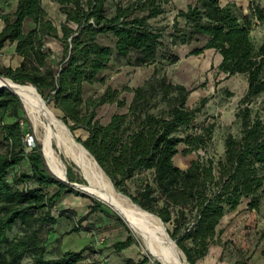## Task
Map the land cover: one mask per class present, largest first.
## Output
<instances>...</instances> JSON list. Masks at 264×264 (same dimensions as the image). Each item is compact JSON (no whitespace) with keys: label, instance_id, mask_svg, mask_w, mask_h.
<instances>
[{"label":"trees","instance_id":"1","mask_svg":"<svg viewBox=\"0 0 264 264\" xmlns=\"http://www.w3.org/2000/svg\"><path fill=\"white\" fill-rule=\"evenodd\" d=\"M51 1L64 17L59 26L42 0H0V51L13 44L21 58L16 67H2L0 75L32 84L72 131L86 132L78 140L115 188L171 224V238L189 264H197L221 242L220 225L227 214L244 201L247 210L258 211L264 200V41L257 44L252 37L256 26L264 27V6L249 0L245 13L231 1L195 0L177 9L166 25L157 26L172 0ZM168 40L171 48L194 45L192 56L214 50L222 57L219 73L246 77L247 89L235 112L239 132L224 135L219 154L216 122H197L206 99L190 108L192 89L173 83L157 68L140 86L107 87L99 96L84 97L85 85L105 82L101 74L113 60L155 65ZM50 41L59 49L53 50ZM177 61L174 57L169 64ZM124 91L133 94L128 105L121 96ZM105 104L127 109L101 123L97 111ZM20 110L18 98L0 90V264H79L86 252L102 249L86 245L78 251H49L54 228L61 218L70 217L54 209L63 196L79 192L49 173L38 146H28ZM198 151L203 154L186 168L174 163L179 152ZM11 170L16 171L12 177ZM67 176L82 182L70 167ZM93 203L66 234L86 230L83 222L103 206ZM116 219L128 232L112 245L119 254L136 240L124 221ZM122 264L158 263L145 255L123 259Z\"/></svg>","mask_w":264,"mask_h":264},{"label":"rangeland","instance_id":"2","mask_svg":"<svg viewBox=\"0 0 264 264\" xmlns=\"http://www.w3.org/2000/svg\"><path fill=\"white\" fill-rule=\"evenodd\" d=\"M43 2L49 17L56 25H59L63 20L59 6L54 2L50 3L49 0H44ZM193 2L195 0H172L166 6L168 10L167 14L158 18L155 24L157 26L166 25L177 9H183ZM223 2H226V0ZM260 2L264 6V0H260ZM234 3L241 6L245 13L248 12L249 0H234ZM252 37L257 44L264 41V27L261 25L256 26L252 31ZM101 42L110 44V40L107 38H102ZM165 42L164 48L159 54L158 63L155 65L133 66L128 60H113L109 67L101 74L105 78V82L85 85L84 97L99 96L107 87L122 90L124 86L130 88L140 86L152 76L154 69L157 68L159 73L166 74L168 79L173 83L183 84L187 88L192 89L187 101V105L190 108L197 106L203 98L206 99L202 114L198 116L197 122H216L217 130L215 132V139L217 141V153L219 154L221 152L220 143L224 135L227 133L237 134L239 132V124L235 118V112L238 101L246 90V80L241 75L226 78L225 75L219 73L217 69L219 56L212 50H207L199 56H192L190 55V51L194 45L171 48L169 40ZM49 46L53 50L59 49V44L55 41H50ZM13 50V46H6L0 51V70L5 66L16 67L19 65L20 59ZM174 57H177L178 61L174 64H169ZM226 91L233 95H228ZM121 96L126 100L128 105L131 102L133 94L124 91ZM49 106L62 120V113L54 108L52 104ZM126 109L127 107L120 109L116 104H105L98 109V118L101 123H106L111 115L118 112H125ZM20 113L23 117L22 125L26 132V143L31 147L38 146L43 156L38 137L31 127L30 122H28L29 120L25 117L26 115L22 105ZM70 132L78 142H80L78 139L83 140L86 138V132L82 129L74 131L70 129ZM181 149L182 146L179 147V150ZM2 150L3 146L0 144V151ZM202 154V151L193 152L188 155H183L179 152L174 157V163L178 167L181 166L180 168H186L191 160L196 159ZM44 162L46 165L45 159ZM66 165L67 171L70 167L73 173L81 178L72 164L66 162ZM46 168L49 171L47 165ZM15 173L16 171L11 170L10 177ZM49 173L51 174L50 171ZM74 189L79 193L63 196L59 205L54 209L56 214H58L59 210H65L70 217L61 218L54 228L53 233L48 238L49 251H53L54 249H57V253L65 250L78 251L86 245H91L96 250L102 249V252H86L85 259L79 264H120L123 259H139L145 255L150 258L151 262H155L153 257L147 253L139 239L132 232L131 234L135 238L136 244H133L119 254H114L112 245L116 241L124 240L128 232L116 219L120 216L102 202L103 206L91 214L88 220L83 222L82 227L86 230L66 234L76 224L77 220L89 211L90 205L94 204L93 200L99 201L83 190L78 188ZM129 190L132 193L135 192V185L133 183H130ZM164 225L170 234L173 228L172 225L166 223ZM221 229V246L212 248L209 256L199 264H254V261L264 258V204L259 211L253 212L246 210L244 204L241 205L237 211L225 216L221 223ZM25 264H28L27 260Z\"/></svg>","mask_w":264,"mask_h":264},{"label":"bare ground","instance_id":"3","mask_svg":"<svg viewBox=\"0 0 264 264\" xmlns=\"http://www.w3.org/2000/svg\"><path fill=\"white\" fill-rule=\"evenodd\" d=\"M0 86L19 92L18 98L25 117L38 137L46 165L53 176L61 180L65 179L66 162L73 166L76 163L79 169L74 167L83 180L82 183H77L78 188L98 200L102 198L108 200L111 204L106 205L117 214H125L134 221L138 230L135 235L147 253L150 251L155 254L163 264H189L162 220L115 188L95 158L82 143L77 141L68 126L56 115L32 84H20L0 76ZM154 261L158 263L156 258Z\"/></svg>","mask_w":264,"mask_h":264},{"label":"water","instance_id":"4","mask_svg":"<svg viewBox=\"0 0 264 264\" xmlns=\"http://www.w3.org/2000/svg\"><path fill=\"white\" fill-rule=\"evenodd\" d=\"M19 86V85H18ZM0 90H7L9 91L11 94H13L14 96H16L18 98V96L20 95L19 92H15L12 91L11 89L5 87V86H0ZM42 97V96H41ZM18 100L20 101V99L18 98ZM45 101V100H44ZM21 103V102H20ZM74 166L79 169V166L74 163ZM56 177V176H54ZM56 179H58L59 181L67 184L68 186L72 187V188H78V185L76 182H72L68 179V176H66L65 179L61 180L59 178L56 177ZM79 189V188H78ZM81 190V189H80ZM103 200V201H102ZM102 200L100 199L99 201L104 203V204H111V202H109L108 200H105L102 198ZM108 206V205H107ZM111 208V207H110ZM119 215V214H118ZM120 218L124 221V223L127 225V227L129 228V230L133 233L136 234L137 230V226L135 225L134 221H132L130 218H128L125 214L119 215ZM149 255H151L154 259L156 258L158 264H163V262H161L155 254H153L152 252L148 251Z\"/></svg>","mask_w":264,"mask_h":264},{"label":"crops","instance_id":"5","mask_svg":"<svg viewBox=\"0 0 264 264\" xmlns=\"http://www.w3.org/2000/svg\"><path fill=\"white\" fill-rule=\"evenodd\" d=\"M44 0H42V6H43V8L45 9V11H46V8L44 7V2H43ZM50 1V3H53L51 0H49ZM228 1H231V2H234V0H226V2H228ZM226 2H224V3H226ZM47 12V11H46ZM48 13V12H47ZM48 16H49V14H48ZM64 18V17H63ZM52 20V19H51ZM53 21V20H52ZM54 22V21H53ZM55 24V23H54ZM56 25V24H55ZM60 25V24H59ZM59 25H57V26H59ZM3 28V22L0 20V31H1V29ZM263 42V41H262ZM6 46H9V47H12L13 46V49H14V45L13 44H7ZM5 46V47H6ZM4 47V48H5ZM3 48V49H4ZM2 49V50H3ZM14 51V50H13ZM207 51V50H206ZM212 51H214V50H212ZM215 52V51H214ZM216 53V52H215ZM218 54V53H217ZM218 56H219V63L218 64H220L221 63V61H222V57L218 54ZM19 59H20V61H21V58L19 57ZM219 66V65H218ZM217 69H218V67H217ZM224 75V74H223ZM235 76H237V75H235ZM241 76H243V75H241ZM244 78H245V80H246V77L245 76H243ZM246 89H247V81H246ZM245 92H246V90H245ZM244 92V93H245ZM244 95V94H243ZM242 95V96H243ZM241 99V98H240ZM239 102V101H238ZM238 105V104H237ZM244 204V206H245V209L247 210V205H246V201H244V202H242L241 204H240V206L241 205H243ZM264 204V200L262 201V204H261V207H262V205ZM239 206V207H240ZM239 207H238V209H239ZM261 207H260V209H261ZM237 209V210H238ZM259 209V210H260ZM237 210H235V211H237ZM258 210V211H259ZM234 211V212H235ZM248 211H251V212H253L254 210H248ZM232 213V212H231ZM230 214V213H229ZM228 215V214H227ZM226 215V216H227ZM225 218V217H224ZM222 223V222H221ZM220 228H221V225H220ZM221 236H222V234H221ZM221 236H220V240H221ZM218 246H221V242L220 243H217V244H214V245H212L210 248H209V251H208V253L206 254V256L204 257V258H202V259H200L199 261H198V263L197 264H199L203 259H205L207 256H209V254L211 253V249L212 248H214V247H218ZM123 261V260H122ZM120 264H122V262L120 263ZM234 264H237V263H234ZM254 264H264V258L263 259H258L257 261H254Z\"/></svg>","mask_w":264,"mask_h":264}]
</instances>
